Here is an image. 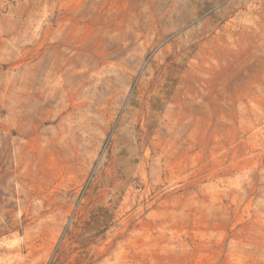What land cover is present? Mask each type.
Returning <instances> with one entry per match:
<instances>
[{
    "label": "rangeland",
    "instance_id": "rangeland-1",
    "mask_svg": "<svg viewBox=\"0 0 264 264\" xmlns=\"http://www.w3.org/2000/svg\"><path fill=\"white\" fill-rule=\"evenodd\" d=\"M0 264H264V0H0Z\"/></svg>",
    "mask_w": 264,
    "mask_h": 264
}]
</instances>
